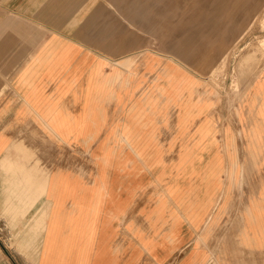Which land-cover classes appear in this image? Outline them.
Wrapping results in <instances>:
<instances>
[{
  "label": "crops",
  "instance_id": "1",
  "mask_svg": "<svg viewBox=\"0 0 264 264\" xmlns=\"http://www.w3.org/2000/svg\"><path fill=\"white\" fill-rule=\"evenodd\" d=\"M149 1L139 0L134 11L142 13ZM248 1L230 0L236 5L231 14ZM125 2L0 1V264H200L199 260L191 262V251L199 233L204 234L205 224L195 228L186 220L173 223L170 217L166 224L159 220L153 227L148 224L146 214L150 209L154 211L163 194L154 181L145 184L150 176L142 157L127 144L112 140H107V145L113 151L103 162L99 159V165L87 153L97 148L118 117L117 97L120 102L127 100L126 90L112 96L110 78L95 76V69L111 62V36H128L143 28L131 26L122 14ZM118 42L116 57L132 54L129 49L133 43ZM143 55L139 64L136 59L134 62L135 82L140 90L149 85L155 74L146 66V54ZM98 62L104 64L98 67ZM103 85L108 88L97 90ZM105 111L108 123L88 145L78 134L79 117L95 118ZM175 115L176 110L171 109L169 121H157L158 128L153 132L164 148L176 134L167 143L160 134L169 131ZM91 126H95L94 119ZM194 128H190V134ZM259 142L264 148V132ZM246 143L245 140V148ZM174 150L164 155L166 161L176 157L171 158ZM32 153L43 167L49 158L55 164L47 167L50 174L46 195L27 210L26 203L16 198L30 197L31 190L25 188L23 174L12 171L15 168L11 166ZM247 161L249 168L255 167L248 155ZM215 182L216 189H208L205 184L199 193V199L210 211H215L218 199L225 205L215 227L221 220L225 222V213L233 218L236 212L242 213L238 223L233 224L231 235L221 241L231 246V257L227 248H219L217 254L229 264H264V194L260 195L264 173H244L237 178L222 173ZM211 194L213 205L208 203ZM168 207L169 214L174 206ZM152 219L155 221L156 217ZM38 220L46 226L34 242L39 251L37 257L27 246L31 244L29 224ZM129 223L135 236L129 231ZM149 236L154 245L152 254L142 246ZM206 243L201 245L210 252Z\"/></svg>",
  "mask_w": 264,
  "mask_h": 264
},
{
  "label": "rangeland",
  "instance_id": "2",
  "mask_svg": "<svg viewBox=\"0 0 264 264\" xmlns=\"http://www.w3.org/2000/svg\"><path fill=\"white\" fill-rule=\"evenodd\" d=\"M229 1L150 0L140 13L134 11V4L139 0H126L120 11L125 13L131 26L143 28L133 30L137 33L128 36H111L108 51L111 62H98V67L105 66L95 69V76L110 78L112 96L126 90L127 100L120 102L117 97L118 117L99 140L97 148L87 153L99 165V159L103 162L113 151L111 145H107V140H112L127 144L142 157L150 176L145 184L154 181L161 186L163 194L154 211L150 209L146 214L148 224L152 226L157 220L166 224L169 217L173 223L186 220L195 228L205 224L204 234L199 233L191 251V262L199 260L200 264H229L216 250L227 248L231 257V246L221 241L231 235L233 224H237L242 215L236 212L233 218L227 212L225 222L221 220L215 227L225 205H221L219 199L215 202L211 194L208 203L215 202V211L208 210V205L199 199L200 190L205 184L208 189H216L215 179L222 173L230 178L244 173H264V148L259 142L264 132V0H249L233 14L236 5ZM119 40L133 43V49H129L132 54L122 59L116 57ZM144 53L146 66L155 74L149 85L140 90L135 82L134 62L136 59L139 64ZM104 88L108 86L97 87V90L104 91ZM171 109L176 110L171 118L172 127L160 137L167 143L176 135L164 148L153 132L159 123L169 121L167 116ZM91 118L94 117H79L78 134L88 145L108 123L106 111L95 117L94 127L88 123ZM173 150L171 158L176 157L166 161L164 155ZM247 155L256 168H249ZM25 159L28 161L25 172L41 178L39 184H47L50 174L47 167L55 161L49 158L48 165L43 167L33 153L26 154ZM83 161L87 162L84 156ZM15 170L21 171L18 167ZM261 194H264V186ZM170 204L174 210L168 214ZM152 216L156 217L155 221ZM129 231L136 235L130 223ZM201 242H207L205 247L211 251H205ZM142 246L145 252L152 254L154 245L150 236L145 237Z\"/></svg>",
  "mask_w": 264,
  "mask_h": 264
},
{
  "label": "bare ground",
  "instance_id": "3",
  "mask_svg": "<svg viewBox=\"0 0 264 264\" xmlns=\"http://www.w3.org/2000/svg\"><path fill=\"white\" fill-rule=\"evenodd\" d=\"M105 76V75H103ZM92 119H94V122L96 121L95 118H91L88 123L92 122ZM20 158V157H19ZM17 161V160H16ZM18 162V161H17ZM28 166V161L24 158L22 159L20 162L17 163V167L21 170V171H18V170H15L14 168H17V167H11V169H14L12 171H16V172H20L21 174H23L24 178H26L25 180V188L31 190V196H22V197H19V198H16L17 200H19L20 202L24 203L26 205V208L27 210L34 207L36 205V203L40 200V198L44 197L46 195V186L47 184H39L38 183V180H41V178H35V177H32V176H29L27 174V171L25 172V168ZM8 167V166H7ZM6 167V168H7ZM29 181V184H28V181ZM49 202V201H48ZM42 204V203H41ZM45 205V203H44ZM43 206V205H41ZM40 207V206H39ZM38 207V208H39ZM43 208V207H42ZM40 208V209H42ZM48 208V207H47ZM15 215V214H14ZM36 215V214H35ZM49 216V215H47ZM42 218V216H41ZM28 219V218H27ZM45 223V222H44ZM24 224V223H23ZM17 225V224H15ZM19 225V224H18ZM30 225V237L28 240L31 241V244L28 245L27 247L28 248H32L33 250V254L36 253L35 255L38 257V248L36 246V242L38 237H39V233H40V230L45 226L46 224H40V221L38 220L35 224H29ZM21 230V229H20ZM14 232V231H13ZM15 235V234H14ZM44 237V235H43ZM42 237V238H43ZM41 241V240H40ZM43 241V240H42ZM35 242V243H34ZM42 243V242H41ZM41 248V247H40ZM1 251V250H0ZM36 258V257H35ZM84 262H77L76 264H83ZM95 264H97V262H95Z\"/></svg>",
  "mask_w": 264,
  "mask_h": 264
}]
</instances>
